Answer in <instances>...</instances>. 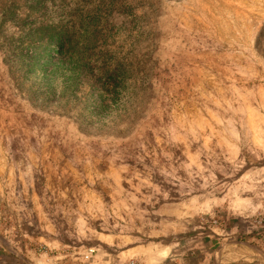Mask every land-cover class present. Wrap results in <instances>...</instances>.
I'll return each mask as SVG.
<instances>
[{
    "label": "rangeland",
    "instance_id": "374dc122",
    "mask_svg": "<svg viewBox=\"0 0 264 264\" xmlns=\"http://www.w3.org/2000/svg\"><path fill=\"white\" fill-rule=\"evenodd\" d=\"M0 264H264V0H0Z\"/></svg>",
    "mask_w": 264,
    "mask_h": 264
},
{
    "label": "trees",
    "instance_id": "16d2710c",
    "mask_svg": "<svg viewBox=\"0 0 264 264\" xmlns=\"http://www.w3.org/2000/svg\"><path fill=\"white\" fill-rule=\"evenodd\" d=\"M22 41H24V40H22ZM22 41H21V42H22ZM21 42H20V44H21ZM31 44H32V46H37L38 43H36V41H31ZM51 52L58 53V52H59V48H56V49L54 50V49H51V48L49 47L47 53H48V56H49V59H50V60L53 58L52 55H51Z\"/></svg>",
    "mask_w": 264,
    "mask_h": 264
}]
</instances>
